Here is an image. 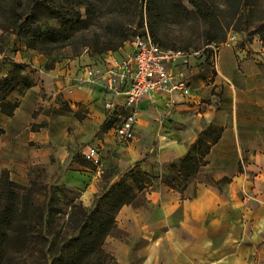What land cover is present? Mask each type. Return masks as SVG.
<instances>
[{"label": "crops", "instance_id": "obj_1", "mask_svg": "<svg viewBox=\"0 0 264 264\" xmlns=\"http://www.w3.org/2000/svg\"><path fill=\"white\" fill-rule=\"evenodd\" d=\"M132 52L133 46L126 42L116 51L64 57L49 67L44 65L50 62L48 55L32 49H20L12 54L0 52V59L10 55L13 62L25 64L24 73L33 80L31 87L15 89L6 97L5 101L18 104L11 115L2 111L0 101V127L3 129L0 188L4 171L11 180L28 184L32 180L31 170L40 167L47 169L58 183L79 190L80 201L91 206L104 186L101 173L109 161L116 169L114 177H110V185L118 182L123 172L134 168V162L139 159L145 160L140 168L151 173L187 153L203 128L202 124L214 122L223 127L221 136L207 155L208 163L183 192L168 187L145 189L157 213L158 225L154 220H145L143 211L133 203L121 207L116 224L138 239H147L146 248L140 249L144 252L142 264L153 263L155 257L148 250L156 248L169 250L164 252L166 255L170 250H179L180 258L173 259V264L201 261L205 264H264V195L250 196V199L234 196L235 207L228 205L223 209L227 196L214 187V183L225 180L231 196L239 191L243 184L244 159L250 155L245 162L251 165L261 147L262 135L257 124L264 121V47L256 46L252 50L248 46L224 43L220 45L216 61L209 56L206 62L205 58L197 59L191 54L172 62L170 66L175 72L187 76L192 94L177 95L170 107L166 106L164 94L143 98L139 109L145 108L147 115L138 119L135 137L126 147L119 148L120 154L101 158L100 165L92 167L84 160L88 147L97 146L101 155L100 145L106 149L116 148L113 146L115 128L125 114L122 110L124 93L116 94L106 86L108 70L113 60L120 61ZM90 67L99 69L103 76L87 80L86 70ZM9 70L0 66V77L6 76ZM198 83L202 87H224L225 98L203 101L196 92L201 88L195 86ZM245 87L250 89L246 91ZM111 101L118 104L115 115L107 107ZM153 108L158 113L153 114ZM108 119L118 122L103 131ZM78 154L83 160L77 158ZM203 172L210 173L211 181L199 178ZM181 205L183 211L179 217L176 210ZM209 212L214 213V218L200 235L202 229L191 222L202 220ZM176 217L196 234L191 243L184 244L175 238L176 227L171 220ZM170 234L174 238L171 242ZM215 235H220V239L213 240ZM202 246L207 251L198 255L195 250ZM107 247L124 264L130 259V255L125 258L124 249L133 250L124 238L116 235H112Z\"/></svg>", "mask_w": 264, "mask_h": 264}, {"label": "rangeland", "instance_id": "obj_2", "mask_svg": "<svg viewBox=\"0 0 264 264\" xmlns=\"http://www.w3.org/2000/svg\"><path fill=\"white\" fill-rule=\"evenodd\" d=\"M198 5L201 6L203 11H200ZM78 17H80V21L71 22L72 20H78ZM61 20L65 21L63 29L48 36L45 42L38 43L37 49L29 48L27 46L28 37L19 35L16 30L19 23L24 24V31L37 27L45 30L50 26H60ZM145 26L148 27L151 35L161 47L182 50L191 53L197 59L205 58L208 62L210 48L207 45L214 44L220 47V45L226 43L229 36L234 34L238 38L236 42L238 46H248L252 50L256 46L264 47V0H152L151 9L147 8V0H0V52L12 54L13 51L20 49H32L37 53L48 55L50 62L44 64L46 67L52 66L54 61L64 57L85 53L99 55L107 53L109 51L107 48L116 51L120 48V45H123L124 40H131L136 34H141ZM195 52L198 53L195 54ZM12 62L13 58L10 55H4L0 59V66L10 69ZM195 86L201 87L196 92L201 95L203 101H211L212 98L222 101L225 98L224 87L218 89V86L211 85L202 87L203 85L200 86L199 83ZM248 89L250 88L245 87L246 91ZM4 94L5 90L0 85V97ZM245 94V97H248V93L245 92ZM1 105L2 111L8 112L12 104L9 101H4ZM155 109L153 108V114L158 113ZM139 111L138 119L140 120L147 115V112L145 108L139 109ZM244 112L246 114L250 113L248 110H244ZM117 122V120L108 119L102 127L103 131L116 125ZM171 122L172 120L170 124ZM246 124H249V121H246ZM210 126L222 133L223 127L220 124L214 122L204 123L197 139L203 130L208 129ZM257 127L262 135L261 147L257 150V156L252 158L253 163L251 165H247L245 162L250 157L249 154V157L244 159L241 179L243 184L240 190L231 196L229 189L227 190L225 180L214 183V187L227 196L226 200L224 199L223 209L227 208L228 205L232 208L235 207L233 203L235 201L234 196H243V198L250 199V196L264 195V121L259 122ZM100 136L102 135L100 134ZM114 140L113 146H116L114 149H106L100 145L102 159L112 158L117 153L120 154L119 148L126 147L132 141L120 140L116 135ZM154 152L151 154H154ZM134 155L136 156V153ZM134 155L131 156L132 159L135 158ZM77 158L83 160L84 157L82 158L78 154ZM84 160L90 166L95 167V164L91 161L86 158ZM139 160L142 161L143 159ZM174 161L163 164L159 170H154L151 173L143 171L140 168L141 164L138 165L135 161V167L132 170L123 172L124 175L120 180L133 185L136 182H145L148 184V189L164 190L168 187L175 192H180L178 189L171 188L165 182L167 176L179 175L177 174L178 167L171 165ZM105 162L108 163V161ZM113 164L112 161H109L107 167L101 173L104 186L97 193L91 206H85L80 201L79 190L58 183L51 177L47 169L39 167L31 170V182L22 185L31 189L34 203L44 208L47 221L46 228L47 231L51 232L52 238L60 241L63 236L78 232L77 223L70 221L69 215L72 205L82 203L87 208H93L97 196L108 192L114 185V183L109 184L110 177H114L116 171L115 167H112ZM199 178L211 181L208 172L200 173ZM181 182L182 179L179 178L177 184L180 185ZM18 192L26 193L24 190H18ZM132 203L140 207L145 220H154L158 225L157 213L154 206L149 203L145 189L138 192ZM182 211L183 206H178L176 215L182 217ZM213 218L214 213L209 212L202 220L191 222V225L201 228L199 234L202 235L203 229L211 223ZM52 219L53 222L50 223ZM171 222L175 223L174 235L177 240L184 242V244L191 243L194 240L196 234L190 231L185 223L178 220V217L172 219ZM248 229L247 227L245 230L248 231ZM210 230L208 227V231L212 232ZM112 235L124 238L128 245L133 247V250L124 249L125 258L130 255V259L126 264H142L144 252L140 249L146 248V238L138 239L131 231L116 225L106 236L103 244L104 250L115 258L116 264L124 263L116 254L108 250L107 245L110 244ZM217 236H213V240H219L220 235ZM173 239V235L170 234V242ZM37 246H40L39 243L34 242L32 243V250L29 248L22 249V246L16 241H10L8 244L9 254L5 258V264L42 263L41 260L32 255L34 247ZM148 251L150 255L155 257L152 264H173L175 262L172 261L173 259L178 258L176 260L178 261L180 258L179 250L176 249L170 250L171 253L167 255L165 253L169 250L165 248L149 249ZM195 251L199 255V253L204 254L207 250L202 246ZM216 251L213 250L214 253ZM250 255L254 254L251 253ZM216 256H218V253ZM201 262H197V264H205ZM89 264L99 263L91 261ZM110 264H115V261Z\"/></svg>", "mask_w": 264, "mask_h": 264}, {"label": "trees", "instance_id": "obj_3", "mask_svg": "<svg viewBox=\"0 0 264 264\" xmlns=\"http://www.w3.org/2000/svg\"><path fill=\"white\" fill-rule=\"evenodd\" d=\"M151 1L147 0L148 9H151ZM198 8L203 11L201 6L198 5ZM77 19L71 22L80 21V17ZM60 23V26H50L45 30L37 27L27 31L23 30L24 24L19 23L16 30L19 35L28 37L29 48L37 49L38 43L45 42L48 36L63 29L65 21L61 20ZM131 40H124L123 45ZM11 66L8 74L0 77V85L5 90V94L0 97L1 103L11 91L33 85L32 78L24 73L25 64L12 62ZM11 104L10 111H3L4 113L11 115L14 112L18 104L17 102ZM2 132L3 129L0 127V135ZM220 136V131H216L213 126L203 130L188 152L172 162V166L178 167L179 175L167 176L165 182L183 192L200 169L208 163L207 155ZM143 161L145 160L137 161V164L140 165ZM179 178L182 179L180 185L177 184ZM135 185L119 180L114 183L111 190L97 196L93 208H87L82 203L73 204L69 216L71 222L77 223L78 232L63 236L62 240L58 241L47 231L45 210L34 203L31 189L11 180L8 172L4 171L1 176L0 192V264H5L10 241H16L22 249L30 250L32 243H39L40 246L34 247L32 255L41 260L40 264H89L91 261H97L99 264H110L115 261L116 264L115 258L104 250L103 244L106 236L117 225L116 214L121 207L132 203L139 191L148 189L145 182H136ZM18 190H24L26 193H19Z\"/></svg>", "mask_w": 264, "mask_h": 264}, {"label": "built area", "instance_id": "obj_4", "mask_svg": "<svg viewBox=\"0 0 264 264\" xmlns=\"http://www.w3.org/2000/svg\"><path fill=\"white\" fill-rule=\"evenodd\" d=\"M237 39L235 34L231 35L225 44L232 45ZM128 42L133 46V52L120 61L113 60L106 83V86L116 94L125 95L122 104L125 114L115 128L117 138L124 141L135 137V126L140 112L139 103L143 98L155 93L164 94L167 96L166 106L170 107L177 95L186 97L192 94L187 76L183 72H175L170 66L172 62L180 58L185 59L191 53L161 47L154 40L147 26L141 34ZM207 47L211 49V59L216 61L220 47L214 44H208ZM86 75L89 81L103 76L99 69L93 67L86 70ZM107 107L113 115L117 114V103L111 101ZM85 158L95 165L100 164L101 154L98 147L89 146Z\"/></svg>", "mask_w": 264, "mask_h": 264}]
</instances>
